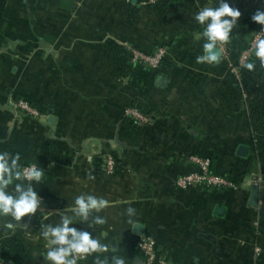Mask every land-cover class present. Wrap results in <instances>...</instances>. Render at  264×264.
<instances>
[{
  "label": "crops",
  "instance_id": "0c3cea01",
  "mask_svg": "<svg viewBox=\"0 0 264 264\" xmlns=\"http://www.w3.org/2000/svg\"><path fill=\"white\" fill-rule=\"evenodd\" d=\"M145 10L138 0H0V152L18 153L23 167L35 163L45 171L40 184L32 182L41 197L35 214L21 221L0 215V249L17 255L16 264H50L43 226H55L61 214L73 216L70 227L92 233L106 248L77 264H114V258L140 264L136 242L143 235L154 238L169 264H264V177L257 207L247 205L253 174L261 172L258 152L248 145L256 141L253 124L247 109L236 108L239 98L226 85L221 60L206 58L208 41L201 37L199 53L180 58L192 71L182 63L173 74L191 82L187 92L157 90L161 98L154 99L146 91L151 82L144 83V105L157 117L136 133L120 123L119 95L129 100L130 91L103 82L91 106L72 101L71 88L62 86L74 80L78 92L103 79L96 70L103 61L119 62L120 31L133 30ZM105 47L118 51L108 54ZM20 100L40 116L26 114L16 106ZM239 146L247 148L245 156L237 154ZM106 153L116 163L112 174L101 165ZM199 153L231 173L235 189H176L175 179L192 168L188 158ZM80 195L103 198L108 206L80 221L72 211ZM95 216L106 223L95 224Z\"/></svg>",
  "mask_w": 264,
  "mask_h": 264
},
{
  "label": "rangeland",
  "instance_id": "374dc122",
  "mask_svg": "<svg viewBox=\"0 0 264 264\" xmlns=\"http://www.w3.org/2000/svg\"><path fill=\"white\" fill-rule=\"evenodd\" d=\"M161 2L162 0H138L140 9H146L145 16L142 14V18L136 20V27L133 30L123 29L120 31L119 35L121 41L119 45V62L110 63L103 61L101 67L96 70L102 74L101 76H104L103 79L95 78L89 80L90 85L88 88L82 89L81 91H76L78 84H75L74 80L65 82L62 86L71 88L73 94L69 97L72 101L76 102L78 105L88 103L93 106L97 102L96 100L99 99L98 97H100L96 96V92L100 87L105 88L104 85H102L103 82H107L109 84L108 86H119L118 88L132 93L129 100L122 94L119 95V102L123 107L121 109L122 115L120 117L121 125L128 122L127 120H135L139 126H144V124H149L151 119L157 117V111L154 112L148 108V114H144L142 111L143 108L146 107L144 105L145 101L142 97L143 88H141L146 85L144 83L151 82L150 86L146 85V88H149L148 90L146 89V91H148L147 93H151V96L154 99L161 98V96L158 97V95H155L157 90L164 89V92L168 93L167 96H170L174 95L178 90H180L179 92H187L188 88L192 87L191 82L185 83V80L181 82L174 78L173 74L182 63L185 70H193L190 63H184L183 61H180V58L184 55L189 57L199 53L197 43L201 40L205 26H202L195 20V15L203 7L218 6L219 0H193V12L190 10L184 11L181 16H177L172 14L174 11L171 10V12H173L170 14L168 13L167 19L169 22L167 23L162 22V19H160L155 12V9L158 11L160 10L158 8H161ZM226 2L233 8L236 6L237 8H240L241 15L237 19V24L234 26V29L241 33L243 31L240 28V22L245 18L244 14L251 8H256L257 10L264 8V0H226ZM263 35L264 25H261L260 31L251 32L241 38L232 39L234 44L241 49V52L239 53L237 60L233 59L230 60V62L224 61L223 57L227 56V50L223 42H217V46L215 47L221 54V61L218 65H221L225 69H223V71L228 78H226V85L233 89V93L236 92L235 95L239 98L238 101H235L236 108L243 107L244 109H247L249 115H251L252 110L257 107H264V63H262L255 55L258 44L263 40ZM105 39L110 41L111 34L109 33L108 36H105ZM105 50H107L106 52L108 54H111V52L116 49L114 47L112 49L111 47H105ZM249 63L254 65V68L251 70L245 66ZM94 64L95 63H93V65ZM54 66L57 68H55L57 71L59 69L63 70V68L64 71L70 70L65 64H54ZM146 72L151 74L146 76ZM164 72L168 73V75L172 74L173 78H165ZM112 73L115 77H110ZM243 73H245V75ZM89 74H91V72H89ZM157 75L161 77L157 78ZM246 78L248 79L246 80ZM61 81L63 80H58L54 85L58 86ZM84 81L85 80L83 79L82 85H84ZM78 82H80V80H78ZM165 94L163 96H165ZM111 97L113 96L110 92L106 95L104 104L110 103ZM114 97H116V95H114ZM17 105L30 117L40 116V112L35 110L36 107L26 101L20 100L16 103V106ZM236 108H234L235 112L233 117H235V114L237 115ZM229 113L230 112H227L226 115ZM250 120L252 122L251 117ZM261 124L264 125V120ZM257 126L258 125L255 124L253 120V130L256 129ZM255 136L256 141L250 143L249 147L258 152L261 172L257 175L254 173L253 179L255 181L259 180L260 184H262L264 177L262 174L264 173V139L258 134H255ZM192 156H190L188 160H190ZM100 161H103L101 165H104V167L109 161L112 162L113 170L106 173L112 174L114 172L116 163L111 154L106 153L104 159H100ZM191 167H194V165L191 164ZM189 171L182 175L186 173L188 174ZM175 188L178 189L176 186Z\"/></svg>",
  "mask_w": 264,
  "mask_h": 264
},
{
  "label": "clouds",
  "instance_id": "9594fccd",
  "mask_svg": "<svg viewBox=\"0 0 264 264\" xmlns=\"http://www.w3.org/2000/svg\"><path fill=\"white\" fill-rule=\"evenodd\" d=\"M240 15V11L231 7L226 0H219L218 6H206L196 13L195 20L205 26L203 36L208 41L204 45L206 51L211 52L217 42L228 41ZM252 20L264 25V11L257 10ZM255 55L264 63V41L258 44ZM209 58L215 60L216 56L211 55ZM245 66L249 70L254 68L251 63ZM20 159L18 153L12 155L7 151L0 152V215L11 216L16 221H21L22 218L37 212L41 197L34 190L32 182L40 184L42 176H45L43 168L35 163L24 168L19 163ZM107 206L108 201L103 198L80 195L76 197L72 211L80 221H89L93 210L100 212ZM129 211L133 209L129 208ZM93 222L103 225L106 220L101 216H95ZM73 223V216L61 214L58 224L43 226L45 230L42 236L46 240L48 249L44 258L50 264H77L78 258L98 251H106L105 246L101 245L92 233L70 227ZM6 227L13 228V224L9 223ZM114 264H125V262L122 258H114Z\"/></svg>",
  "mask_w": 264,
  "mask_h": 264
},
{
  "label": "trees",
  "instance_id": "16d2710c",
  "mask_svg": "<svg viewBox=\"0 0 264 264\" xmlns=\"http://www.w3.org/2000/svg\"><path fill=\"white\" fill-rule=\"evenodd\" d=\"M193 0H162V6L159 11L157 9H155V12L157 14V16L162 19V22H169V20L167 19L168 13H173L174 15L177 16H181V14H183L184 11H191L193 12ZM234 9H240L237 8V6ZM171 10H173L171 12ZM240 11V10H239ZM260 11H264L263 9H260ZM257 12L256 8H251L249 9L244 15L245 18L242 20V22H240V28L243 31L242 33L237 31L236 29L233 28L232 32L229 35V39L227 42H223L226 50H227V57L230 60L236 59L239 56V53L241 52V49L239 47H237L234 44V41H232V39L234 38H241L243 36L248 35L251 32H256V31H260L261 30V25L254 22L252 20V16ZM241 33V35H240ZM202 41L206 42L207 39L202 35ZM264 41V35H263V40ZM245 75V73H243ZM248 78H246L247 80ZM247 85H248V81H247ZM255 110V111H254ZM252 110L251 115H249L248 113V117L250 119H252V124H253V120L255 122V124H257V128L254 129V133L258 134L260 136L263 137L264 139V125L261 124V122L264 120V107L263 106H259V108L257 107L256 109ZM143 113L144 114H148V109L145 107L143 108ZM257 119V120H256ZM128 122H125L124 125V130L126 133H134L137 132V130H141L143 129V126H139L138 123L135 120H127ZM251 121V120H250ZM260 122V123H259ZM250 145V144H248ZM197 155V154H195ZM197 156L203 157V158H207L210 160L211 162V173L216 174V175H220V176H225V177H230L231 179L234 178V176L231 175V173L229 172H225L224 170H221L217 165H216V160L213 159V157H211L208 154H204V153H199ZM233 175H235L233 173ZM0 260H8L9 262L16 264L17 263V255H14L11 252H7V251H2L0 250Z\"/></svg>",
  "mask_w": 264,
  "mask_h": 264
},
{
  "label": "built area",
  "instance_id": "2783aa9c",
  "mask_svg": "<svg viewBox=\"0 0 264 264\" xmlns=\"http://www.w3.org/2000/svg\"><path fill=\"white\" fill-rule=\"evenodd\" d=\"M190 164L194 167L188 172L179 176L175 181V186L180 190L190 188H201V189H235V181L230 177L220 176L211 173V162L207 158L200 156H192L190 158ZM30 166V165H29ZM104 166V165H103ZM25 166L24 168H27ZM104 169L106 172L113 170L112 162L106 163ZM252 180H254L252 178ZM254 185L260 186V181H253ZM137 252L142 259V264H169L164 258L159 255L156 247L154 238L150 235H143L139 237L136 242ZM1 250V249H0ZM85 258H78L77 263ZM0 264H10L5 260H0Z\"/></svg>",
  "mask_w": 264,
  "mask_h": 264
},
{
  "label": "water",
  "instance_id": "95a60500",
  "mask_svg": "<svg viewBox=\"0 0 264 264\" xmlns=\"http://www.w3.org/2000/svg\"><path fill=\"white\" fill-rule=\"evenodd\" d=\"M211 55H215L216 59L215 60L210 59L209 57ZM220 56H221V54H220L219 50L216 48L212 49L211 52H208V51L206 52V58L212 62H215V63L219 61ZM246 153H247L246 147L240 146L238 148L237 154L239 156H245ZM258 200H259V186L258 185H252L247 205L251 208H256L258 205ZM222 213H223V209L221 207L217 206L215 208V214L221 215ZM140 264H142L141 260H140Z\"/></svg>",
  "mask_w": 264,
  "mask_h": 264
}]
</instances>
